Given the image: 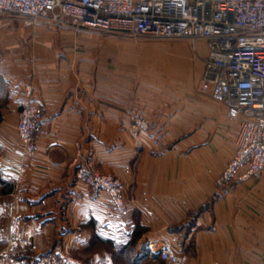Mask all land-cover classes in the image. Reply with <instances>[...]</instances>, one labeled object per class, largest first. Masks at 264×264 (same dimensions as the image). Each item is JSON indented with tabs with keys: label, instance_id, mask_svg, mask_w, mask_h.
<instances>
[{
	"label": "crops",
	"instance_id": "0c3cea01",
	"mask_svg": "<svg viewBox=\"0 0 264 264\" xmlns=\"http://www.w3.org/2000/svg\"><path fill=\"white\" fill-rule=\"evenodd\" d=\"M207 57L203 39L195 48L0 14V241L17 215L30 264H171L137 255L156 238L188 264H264V171L216 184L240 124L200 91ZM28 87L44 117L36 150L21 156ZM82 167L121 178L125 208L80 180ZM98 235L137 240L119 254ZM0 264L18 262L0 252Z\"/></svg>",
	"mask_w": 264,
	"mask_h": 264
},
{
	"label": "built area",
	"instance_id": "2783aa9c",
	"mask_svg": "<svg viewBox=\"0 0 264 264\" xmlns=\"http://www.w3.org/2000/svg\"><path fill=\"white\" fill-rule=\"evenodd\" d=\"M23 17L27 24L44 20L106 35L130 38H190L207 42L208 57L200 81V91L223 103L228 115L239 120L236 152L217 177L216 184L230 187L237 180L261 175L264 171V0H0V13ZM19 111L18 134L26 156L37 148V134L43 109L30 97ZM139 127L146 126L142 117ZM78 177L97 191L108 193L112 204L125 208V186L121 178L82 167ZM22 219L9 217L7 251L26 264L31 251L22 233ZM138 255L171 264H188L187 254L177 252L162 238L145 243ZM43 264H58L56 257Z\"/></svg>",
	"mask_w": 264,
	"mask_h": 264
},
{
	"label": "trees",
	"instance_id": "16d2710c",
	"mask_svg": "<svg viewBox=\"0 0 264 264\" xmlns=\"http://www.w3.org/2000/svg\"><path fill=\"white\" fill-rule=\"evenodd\" d=\"M0 185L2 186V191L5 192L7 190H9V186H8V183H6L5 181H3L2 179H0ZM98 237L101 238V240L105 241V242H108L110 243L111 245H113L115 248H119V254H122L124 253V251H128V247L130 245L132 246H135L136 245V238H132L131 241L126 245V244H121L120 242L118 243L117 241L111 239V238H107V237H103V236H99ZM31 254H32V251H29L27 254H26V264H30V260H31ZM116 251L113 253L114 257L116 258L118 255H119ZM136 254V253H135ZM17 259L19 260L20 257H17Z\"/></svg>",
	"mask_w": 264,
	"mask_h": 264
},
{
	"label": "rangeland",
	"instance_id": "374dc122",
	"mask_svg": "<svg viewBox=\"0 0 264 264\" xmlns=\"http://www.w3.org/2000/svg\"><path fill=\"white\" fill-rule=\"evenodd\" d=\"M1 15L2 14H6V15H10V16H18V15H15V14H12V13H5V12H1L0 13ZM21 17V16H20ZM124 37V36H123ZM135 39V38H134ZM190 40L191 42H192V40L190 39V38H178V39H153V38H138V39H136V40H139V41H167V42H173V41H177V40ZM193 43V42H192ZM191 84H192V80H191ZM208 97V96H207ZM209 98V97H208ZM125 198H126V196H125ZM8 224H9V220H8ZM7 231H8V226H7ZM7 235H8V233H7ZM7 235H6V238H5V240H4V242H1L0 241V252H1V254L3 255V254H5L6 253V255L7 254H9L8 253V251H7V243H6V240H7ZM137 255H138V252H137ZM139 256V255H138ZM18 257H19V255H18ZM141 257H146L147 259H149L150 257H148V256H144V255H141ZM156 261H165V260H161V259H155ZM58 262V261H57Z\"/></svg>",
	"mask_w": 264,
	"mask_h": 264
}]
</instances>
